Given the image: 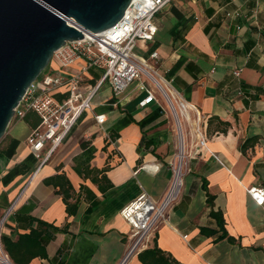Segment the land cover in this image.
Segmentation results:
<instances>
[{
  "label": "crops",
  "instance_id": "obj_1",
  "mask_svg": "<svg viewBox=\"0 0 264 264\" xmlns=\"http://www.w3.org/2000/svg\"><path fill=\"white\" fill-rule=\"evenodd\" d=\"M154 23V35L137 41L133 51L156 73L171 100L193 105L203 116L206 144L192 157L181 193L147 248L155 244L178 264H264V203L256 205L245 191L251 186L264 190V0H170ZM81 65L77 60L64 72ZM98 77L96 68L85 71L81 91ZM143 79L118 96L102 83L89 110L41 166L26 143L38 117L28 112L8 125L0 139L1 234L16 239L28 233L35 226L31 218L57 229L65 226L44 239L48 259L29 264H119L128 233L119 210L142 192L153 200L164 193L177 135L159 96L138 106L145 97L138 90ZM62 91L53 97L63 99ZM98 115L101 124L95 122ZM210 117L229 124L225 133H206ZM179 122L191 153V123ZM251 137L255 144L241 153L240 143ZM86 166L106 168L112 187L103 195L81 178ZM56 174L66 177L74 193L80 185L91 191L98 203L90 213H84L87 201L79 197L74 214L66 215L60 197L44 183ZM210 212L220 214V231ZM219 234L224 237L217 239ZM0 264L11 262L0 254ZM123 264L140 263L133 255Z\"/></svg>",
  "mask_w": 264,
  "mask_h": 264
},
{
  "label": "built area",
  "instance_id": "obj_2",
  "mask_svg": "<svg viewBox=\"0 0 264 264\" xmlns=\"http://www.w3.org/2000/svg\"><path fill=\"white\" fill-rule=\"evenodd\" d=\"M169 1L129 0L122 15L113 25L90 38L66 40L52 52L49 63L53 62L56 68L50 69L49 64L29 84L14 109L12 118L23 119L28 112L38 117L39 125L31 131L26 143L39 160V166L48 159L50 153L71 130L81 114L89 110L91 99L102 83L109 86L113 96H118L140 76L144 79L139 83L138 90L143 91L145 97L138 103L139 107L153 102L156 96H163L174 122L176 135L181 131L180 118L189 120L191 123L193 150L191 153L184 154L183 165H185L186 157L192 158L199 150L205 148L203 116L193 105L181 100H171V96L164 91L156 73L133 51L137 41L148 40L154 35L156 30L154 16ZM236 14V12L233 13V15ZM154 56V53L150 54V57ZM77 60L82 61L77 71L64 72V69ZM89 68L98 69L99 77L93 85L86 88V91H81L83 73ZM233 74L237 75V71H233ZM60 88H63L62 93L65 97L57 100L53 94ZM95 122L101 124L103 117L95 116ZM176 151L177 145L175 153ZM175 153L166 163L170 178L160 199L153 200L142 192L119 210L120 218L128 226L126 251L119 264H123L127 258L137 255L148 247L153 231L164 221L166 212L177 201L183 188L184 175L183 167L181 171L176 170ZM151 167L153 172L158 169L157 166ZM245 191L256 205L264 203L262 188L251 186ZM2 223L3 220H0V230ZM5 257L7 258V255Z\"/></svg>",
  "mask_w": 264,
  "mask_h": 264
},
{
  "label": "water",
  "instance_id": "obj_3",
  "mask_svg": "<svg viewBox=\"0 0 264 264\" xmlns=\"http://www.w3.org/2000/svg\"><path fill=\"white\" fill-rule=\"evenodd\" d=\"M129 0H0V139L26 88L66 40L113 25Z\"/></svg>",
  "mask_w": 264,
  "mask_h": 264
},
{
  "label": "trees",
  "instance_id": "obj_4",
  "mask_svg": "<svg viewBox=\"0 0 264 264\" xmlns=\"http://www.w3.org/2000/svg\"><path fill=\"white\" fill-rule=\"evenodd\" d=\"M29 114L31 113H27L24 118ZM38 124L39 121H37L36 126ZM228 127L229 124L227 122L220 121L216 117H210L206 122V133L210 134V129H212V132L225 133ZM256 140L255 137L243 140L238 147L239 151L244 153L246 149L255 144ZM106 171L105 167L95 169L86 166L81 169L80 176L83 180L87 179L96 187L97 191L103 195L112 187L105 176ZM44 183L50 185L54 189V193L60 197L67 216L74 214L77 199L79 197L87 201V207L84 211L85 214L90 213L91 209L98 203L97 198L85 186L80 185L78 192L74 193L71 185L63 174L53 175L45 179ZM207 198L209 197L207 196ZM209 214L215 220L218 230L220 231L222 228L220 214L214 212H210ZM30 222L31 224L35 223V226L30 227L28 233L17 235L16 239L4 234L0 235L2 249L12 264H29L32 260L37 258L44 260L48 259L44 246V239H50L51 233L65 231V226L57 229L38 219L31 218ZM200 232L203 234L207 233L204 229H201ZM223 237L224 234H219L217 239H222ZM136 258L140 264H178L170 255L159 250L155 244L139 252Z\"/></svg>",
  "mask_w": 264,
  "mask_h": 264
},
{
  "label": "bare ground",
  "instance_id": "obj_5",
  "mask_svg": "<svg viewBox=\"0 0 264 264\" xmlns=\"http://www.w3.org/2000/svg\"><path fill=\"white\" fill-rule=\"evenodd\" d=\"M180 126H181V123H180ZM175 154H176L175 155V167H176V170L177 171L178 170L181 171L182 167H183V162H182L183 161V156L185 154V142H184V136H183L182 130L180 131V134L177 135V151H176ZM0 254L3 257H5V255H3L1 252H0Z\"/></svg>",
  "mask_w": 264,
  "mask_h": 264
},
{
  "label": "rangeland",
  "instance_id": "obj_6",
  "mask_svg": "<svg viewBox=\"0 0 264 264\" xmlns=\"http://www.w3.org/2000/svg\"><path fill=\"white\" fill-rule=\"evenodd\" d=\"M50 64V63H49ZM49 64L47 65V66H49ZM53 65V64H52ZM163 102H164V97L162 96V97H159ZM13 120V119H12ZM173 130H175V125H174V123H173ZM188 153L189 151H188V148L186 149V146H185V153ZM175 153V152H174ZM174 155V154H173ZM173 155L170 157V159H172L173 158ZM193 159L192 158H189V157H186V159H185V161H184V163H185V165H183V175H185V174H187L188 172H189V170H190V163H191V161H192ZM184 178V177H183ZM183 178H182V181H183ZM1 252H2V254L3 255H6L5 254V252L3 251V249H2V246H1ZM8 258V257H7ZM8 260H9V258H8ZM10 261V260H9ZM11 262V261H10ZM12 264V263H11Z\"/></svg>",
  "mask_w": 264,
  "mask_h": 264
}]
</instances>
